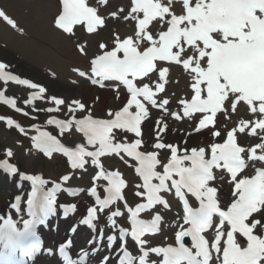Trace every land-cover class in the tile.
<instances>
[{
    "label": "snow or ice",
    "instance_id": "6c2138e0",
    "mask_svg": "<svg viewBox=\"0 0 264 264\" xmlns=\"http://www.w3.org/2000/svg\"><path fill=\"white\" fill-rule=\"evenodd\" d=\"M100 3L107 4L108 0H100ZM61 5L62 10L54 24L63 33L72 35L77 26H83L88 33H95L105 26V19L98 15L95 7L89 6L88 0H61ZM172 5L173 0H168L167 3L164 0H131V7L123 18L135 21L134 36L123 40L117 36L115 47L111 50L103 51L107 45H99L102 54L91 61L94 77L92 84L103 87L104 81H118L129 93V99L121 110L115 113L109 111L108 115L112 119H94L89 114L83 119L53 118L48 121L49 125L56 126L61 133L70 131L74 124L76 130L86 138L87 145L95 150H86L79 144L74 149L66 147L56 137L39 130V134L32 137L33 146L48 157L53 153L64 154L73 169H84L87 163L85 158H91L92 165L98 169L93 177V184L95 185L96 180L107 182L103 189L107 194L104 199L98 195L96 186L90 189V195L95 197V203L102 211L124 199L122 192L126 185L119 172L104 170L100 158L113 153H124L136 161L135 171L143 181L137 188L144 189L143 193L136 192V196L145 197L146 203L138 204L134 209L128 208L127 211L132 224L131 238L141 248L145 243L142 237L158 231L161 216L156 215L151 222L138 217L156 205H163L165 209L169 207L160 193L169 191L167 182L171 181V187L175 189V194L183 205V224L175 234L177 247L151 249L156 256L162 257L161 264H210L213 259L212 251L216 253L217 264H264V167L255 166L257 161L264 164V142L245 149L238 145L234 135L237 129H233L227 133L223 143L214 142L208 146L210 158H206L205 147L193 148L190 152L184 149L185 154L178 155V146L161 142L167 125L157 120L153 128L157 142L152 147L170 150L168 163L163 166L161 173L157 171V166L161 163L158 152L146 153L139 150L143 144L140 139L141 124L149 117V110L142 100L153 108L168 113L165 106L169 101L165 99L157 104L154 96L165 90L169 70L166 67L159 69L161 82L155 85V92L147 83L142 87L135 83L156 71L158 61L182 64L186 71L194 74L191 85L194 94L191 100L180 101L183 115L192 119L194 113L205 114L195 131L214 125L217 113L226 111L224 102L230 101L233 112L243 102L252 114H258L259 117L252 122L241 120L238 127L240 133H244L250 123L253 125L250 135H255L257 129L264 132V0H182L184 14L180 15L172 11ZM120 12H124V9L121 8ZM116 15L112 13L113 17ZM0 18L11 27H16L14 21L3 11H0ZM153 22L161 28L167 25L166 30L158 31L155 38L150 30V26L156 27ZM145 43L147 46L142 48ZM186 46L192 50V54L187 59H182L181 54L185 53ZM80 50L84 51L83 48ZM202 62L206 66H202ZM6 67L4 63H0V80L16 82L32 89L38 87L26 79H19L5 72ZM79 75L83 77L85 73L79 72ZM44 92L45 89L40 87L39 93ZM204 93L206 94L202 95ZM38 98V95H33L29 99L35 101ZM52 99L57 106L64 104L62 99ZM0 101L15 108V101L5 99L2 92ZM72 104L75 107L69 106V111L73 113L85 108L78 100H74ZM133 107L135 111H131ZM56 110L58 109H48L49 112ZM171 115L177 120L181 119L176 112ZM7 124L11 127L14 122L9 119ZM15 126L23 132L19 125ZM114 129L132 133L137 138L130 144L114 143ZM220 135L219 131L212 132L213 137ZM257 149L261 154L257 155ZM7 155L11 157L12 152L9 150ZM248 162H252L255 174L240 177L249 167ZM4 166L11 172L16 171L11 165ZM214 169L227 172L230 175L229 182L234 184V199L226 210L221 207L218 189L210 186V182L216 179ZM63 179L67 181L69 177L65 176ZM33 183L40 185L43 181L36 177ZM185 193L195 198L198 207L190 205ZM35 195L33 192V197ZM50 203H55V200ZM95 213L96 208H91L88 215L95 218ZM253 214H258L259 218H254ZM120 215V211L111 213L109 219L113 226L115 220L112 218ZM214 217L219 218V224L214 242L209 248V240L204 233L212 227ZM254 230L261 234H254ZM126 235L128 234L121 230V240ZM186 237L191 238L194 254L185 247ZM239 238L246 240V246L241 245ZM147 256L148 252H143L139 264H146ZM121 264H132L127 251L124 252Z\"/></svg>",
    "mask_w": 264,
    "mask_h": 264
},
{
    "label": "rangeland",
    "instance_id": "374dc122",
    "mask_svg": "<svg viewBox=\"0 0 264 264\" xmlns=\"http://www.w3.org/2000/svg\"><path fill=\"white\" fill-rule=\"evenodd\" d=\"M100 8L99 10L105 13L104 17L107 22H110L108 24L109 28L110 25L119 26L120 29L118 30L121 31L123 36L126 35L125 32H128L129 26L133 29L132 20L126 21L123 18L130 9L129 0H110L109 4L107 3L104 6L101 5ZM121 8L124 9V12H120ZM0 11H3L16 24L15 29H11V27L0 18V43L5 46L1 45L0 51L6 55V60L21 66L20 71L24 70L32 76L35 73V77L39 75L44 83L51 84L53 87L72 89L70 93L53 92L46 85H43L45 92L39 93V87L26 90V85H11L0 80V92L3 93L4 98L15 101V108L8 106V111L14 110L18 112L17 109H19V112L27 113V116L33 119L34 114L38 112L42 114L43 111H46L45 109L52 104V98H63V100L67 102L75 98L74 94L77 90H79L81 94H86L84 97L81 95L80 100H82L87 110L90 111V115L94 114L99 117L107 118L110 109H116L124 103L125 99H122L119 103L118 97L120 92L116 89H111V93L107 92V97H103L106 99L101 102L103 98L98 101L101 96H96V92L93 90L87 91L83 85L75 82L71 74L72 68L84 67L86 60L95 54L96 47L95 45H91V39H82L79 34L74 35L72 38H64L53 30L52 18L56 12L53 0H0ZM112 13H116L117 15L113 17ZM79 38L82 42L86 40L88 42L87 46L82 44V42L77 43V39ZM76 46H81L85 49L87 54L86 57H79L76 55L74 51ZM30 75L24 76L26 78L23 79H31V81L38 83L35 78ZM189 82V78L183 74L180 69H172L168 79L167 98L174 103L186 96L188 94L186 88ZM33 95H38L39 98L35 101H30L29 98ZM114 101H117V104ZM6 113L8 114L7 111ZM84 114L78 116L81 118ZM61 116H63L62 111ZM36 123L35 125L39 128H43L46 125L44 120L37 121ZM230 124L231 123L228 125ZM1 127L0 149L2 153L4 152L6 155L9 150L12 152L11 157L7 156L16 163L20 172L34 174L41 172L48 178H58L60 175L67 173L70 177V181L67 182L66 186L84 189V194H86L87 189H91L93 186L99 187L106 185V181L103 180L95 181V185L89 183L88 179L93 178L94 170H90L88 174L84 169H66L62 163H56L55 160H50L46 163L42 162L40 159L38 160L36 158V152L24 146L20 140L3 131L4 129ZM21 128L26 135H28V133L30 134L29 130H31V128L25 125ZM65 142L74 144L76 142V135H71V133L68 134ZM112 158L113 155H109L108 159L104 161V165H107V170L117 166L124 170L126 178L128 176L129 181H131V171L124 167L118 157L115 158L114 162L110 163L109 160ZM162 209V207H159L158 210L161 212ZM169 214L174 216L178 214V212L175 207H173L172 211L164 216L163 229L166 239L171 238L172 234L180 228L179 226L175 229L172 227L169 219L175 217L169 218ZM178 219L177 217L174 221ZM163 240L164 239H161L159 241L162 242ZM49 262L50 264H55L52 260H49ZM44 263H47V260L38 261L36 264Z\"/></svg>",
    "mask_w": 264,
    "mask_h": 264
},
{
    "label": "bare ground",
    "instance_id": "6f19581e",
    "mask_svg": "<svg viewBox=\"0 0 264 264\" xmlns=\"http://www.w3.org/2000/svg\"><path fill=\"white\" fill-rule=\"evenodd\" d=\"M0 63H4L7 66L5 68V70H7L10 74L17 76L19 79L26 78L24 76L30 75L29 73L25 72L24 70L20 71L21 66H19L18 64L14 63V62H9L8 60H6V55H4V53H2L1 51H0ZM34 74H33V76L32 75H30V76H32L33 78H35V80L38 82L37 84H39L41 86L46 85L53 92L70 93L71 90H72L71 88H60L59 86H58L59 88H56L55 86L53 87V85H51V84L49 85L48 83H44V81L40 78L39 75L35 77ZM64 87H66V86H64ZM73 91H74V89H73ZM105 94L106 93H104L103 96H105ZM74 95H75V98L74 99H81V95H82V97L85 96V94L84 95L81 94V92L79 90H77ZM103 101H104V99L101 100V102H103ZM98 112H99V110H98ZM144 133H145V136L146 137H149L150 134H151V129L149 127L145 128L144 129ZM203 138L205 140L207 139L206 136H204ZM175 139L177 140L178 139V136H175ZM192 142H193V138H190L189 139V143H192ZM0 196H2V195L0 194ZM224 197H225V195H223V198ZM5 204H6L5 203V199L3 197H0V207H1V209L3 211H6L5 210ZM2 210H1V214H0L1 216H2ZM4 219L5 218H2V219L0 218V220H4Z\"/></svg>",
    "mask_w": 264,
    "mask_h": 264
}]
</instances>
